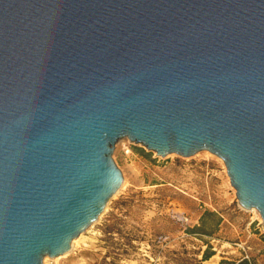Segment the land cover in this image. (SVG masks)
I'll use <instances>...</instances> for the list:
<instances>
[{
  "label": "water",
  "instance_id": "water-1",
  "mask_svg": "<svg viewBox=\"0 0 264 264\" xmlns=\"http://www.w3.org/2000/svg\"><path fill=\"white\" fill-rule=\"evenodd\" d=\"M123 138L221 158L264 221V0H0V264L70 250Z\"/></svg>",
  "mask_w": 264,
  "mask_h": 264
},
{
  "label": "rangeland",
  "instance_id": "rangeland-1",
  "mask_svg": "<svg viewBox=\"0 0 264 264\" xmlns=\"http://www.w3.org/2000/svg\"><path fill=\"white\" fill-rule=\"evenodd\" d=\"M112 159L125 187L65 257L42 264H264V221L238 205L221 158L159 157L123 138Z\"/></svg>",
  "mask_w": 264,
  "mask_h": 264
},
{
  "label": "bare ground",
  "instance_id": "bare-ground-1",
  "mask_svg": "<svg viewBox=\"0 0 264 264\" xmlns=\"http://www.w3.org/2000/svg\"><path fill=\"white\" fill-rule=\"evenodd\" d=\"M125 178L123 177V183H122V185H121V187L119 188V190H121V189H123L124 187H125ZM118 190V191H119ZM118 191H117V193H118ZM116 193V194H117ZM114 196V195H113ZM251 211H254V209H251ZM82 238V234H80L77 238H75L72 242H71V247L73 248V246H75L78 242H79V240ZM72 249H70L67 253H65V254H63V255H60V256H57V257H55L54 259L55 260H58V259H60V258H63V257H65L70 251H71ZM45 260H46V258H45Z\"/></svg>",
  "mask_w": 264,
  "mask_h": 264
},
{
  "label": "trees",
  "instance_id": "trees-1",
  "mask_svg": "<svg viewBox=\"0 0 264 264\" xmlns=\"http://www.w3.org/2000/svg\"><path fill=\"white\" fill-rule=\"evenodd\" d=\"M208 214V213H207ZM206 215V214H205ZM204 218V215H203ZM202 220V219H201ZM220 221V218H218V221L216 222V224ZM205 259L209 258V254H205ZM248 262L245 259H242L238 262H233V263H226V264H247Z\"/></svg>",
  "mask_w": 264,
  "mask_h": 264
}]
</instances>
